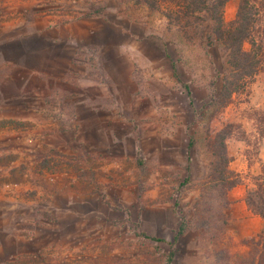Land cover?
<instances>
[{
	"label": "rangeland",
	"instance_id": "1",
	"mask_svg": "<svg viewBox=\"0 0 264 264\" xmlns=\"http://www.w3.org/2000/svg\"><path fill=\"white\" fill-rule=\"evenodd\" d=\"M238 2L227 3L226 21L235 18ZM97 7L103 8L101 14L82 17ZM195 34L179 35L159 13L138 6L133 0H0V90L14 91L6 77L19 70L14 72L10 64L26 61L37 66L40 54L47 55L49 70L51 63L62 61L63 57L75 58V63L76 58L86 60L94 65L87 75L96 82L95 87L104 85L116 90L127 109L122 111L118 130L132 132L138 122L147 126L145 134L149 135L159 123L162 132L172 135L171 142L177 150L172 157L162 154L156 158L152 155L156 142L148 138L146 149L137 152V156L126 143L128 149L116 164L109 161L111 166L105 170L95 166L88 169V159L72 162L58 148L41 144L40 137L56 132L57 127L69 132L67 146H71L69 110L64 108L70 94L51 95L47 111L41 108L40 101L34 111H29L28 105L20 106L12 99L0 97V188L21 185L29 181L31 173L45 172L52 185L58 175L75 170L80 185L90 186L80 192L95 197L93 217L80 225L78 253L56 257L52 252H38L9 264H165L170 243L183 221L190 222V227L175 245L173 264H241L248 256L249 240L253 237L243 236L235 222V187L229 192L230 209L223 237L216 239L203 232L193 218L210 172L212 152L204 141L203 124L213 113H205L206 105L214 81L220 89L224 63L221 48L207 46ZM55 70L54 77L62 68ZM50 85L54 87L55 81H50ZM186 85L191 88L194 107L189 104ZM261 91L264 72L247 90L234 94L213 119L222 122L224 130L231 124V132L237 138L245 136L241 120L254 119L264 135V110L256 106L264 101L257 97L263 95ZM31 115L38 120L47 115L50 125L25 119ZM191 134L196 141L189 151ZM233 142L235 137L226 145L231 162L235 154L230 153L229 145ZM230 168L235 172L231 163ZM98 177H103L105 184L93 182ZM263 179L264 175L255 177V184ZM64 182H71L69 176L64 177ZM41 187L43 194L34 195L39 193L40 199L54 201L58 194L55 187ZM64 227L65 233L71 234L70 219ZM212 233L217 234L215 229ZM84 242L87 244L82 245Z\"/></svg>",
	"mask_w": 264,
	"mask_h": 264
},
{
	"label": "crops",
	"instance_id": "2",
	"mask_svg": "<svg viewBox=\"0 0 264 264\" xmlns=\"http://www.w3.org/2000/svg\"><path fill=\"white\" fill-rule=\"evenodd\" d=\"M68 58L70 59L63 57L62 61L51 63V71L47 55L43 54H40L41 61L37 66H34V63L27 64L25 60V63L19 62L14 66L10 64L14 72L19 70V73H12L11 77L8 75L10 80L5 76L8 83L13 85L14 91L6 93L0 90L1 99H12L20 106L28 105L29 111L35 110L38 101L41 108L47 111L49 109L47 99L55 93L71 95L70 101L64 104V108L69 110L67 117L70 123L67 127L72 128L71 146H67L69 132L59 130L57 127L56 132L40 137L41 144L58 148L63 156H70L72 162L88 159V169L95 166L105 170L111 166L107 164L109 161L116 164L115 161L120 160L121 154H125V150L128 149L126 143L132 151L134 149L133 154L137 156V152L146 149L148 138L156 142V151L152 153L154 157L160 159L162 154L171 157L177 154L175 145L171 142L172 135L166 131L162 132L159 123L155 124L156 129L152 128L149 135L145 134L148 133L147 126L142 127L138 122L137 125L134 123L137 130L134 126L132 132L118 130L117 127L122 124V111L125 112L127 109L123 108L116 90L104 85L96 88V82L87 75L93 70L94 65L86 60L81 62L79 58H76L75 63V58ZM6 67L10 68L9 65ZM60 68L62 70L54 77L52 70ZM50 81H55L54 87L50 85ZM3 84L5 85L4 82ZM262 92L261 97L257 96L258 100L264 98V91L260 93ZM256 106L264 110V101L258 102ZM33 117L31 115L25 119L38 120ZM241 121L245 136L236 138L235 143H231L232 147L229 145V149L232 150L230 153L235 154L231 167L241 179V183L233 189L235 222L243 236L257 237L263 228V220L249 210L245 196L249 188H254L255 177L264 175V135L257 129L258 124L254 119L246 118ZM38 122L43 126L50 125L47 115ZM161 137L162 143L159 142ZM65 176H69L71 182H64ZM103 179L98 177L93 179V182L105 184ZM42 185L46 188L55 187L58 194L54 201L40 199L39 193L34 195V192L43 194ZM79 189L89 190L90 186L80 185L75 170L68 175L67 173L58 175L52 185L48 183L45 172L41 175L31 173L29 181L21 185L0 188V264L27 259L38 252H52L56 257L78 253L80 225L81 222H89L93 217L92 200H95L93 195L81 193ZM67 219L71 220L72 230L66 228L71 234H66L64 230ZM86 233L84 228L82 235L85 236ZM85 244L87 243L84 242L82 245Z\"/></svg>",
	"mask_w": 264,
	"mask_h": 264
},
{
	"label": "trees",
	"instance_id": "3",
	"mask_svg": "<svg viewBox=\"0 0 264 264\" xmlns=\"http://www.w3.org/2000/svg\"><path fill=\"white\" fill-rule=\"evenodd\" d=\"M133 1L138 6L159 13L167 20L169 27H173L179 35L191 37L196 33V37L202 43L207 46L216 45L224 53L222 83L218 89L217 82H213L210 101L205 110V113L211 111L213 114L203 124L206 130L204 141L212 152L208 186L201 194V200L197 202L193 215V218L198 220L199 227L203 228V232L216 239L223 237L230 209L229 192L241 183V179L230 168L231 156L226 147L229 141L237 138L236 134L231 132L232 125L224 130L225 128L221 127L222 122L213 118L225 108L234 94L247 90L255 78L264 72V0H239L235 18L229 22L225 20V9L229 0ZM102 11L103 8L97 7L88 10L82 17L95 16ZM172 67L176 74L177 68L174 63ZM185 88L190 99L189 104L194 107L191 88L188 85ZM205 113L202 114L201 121ZM195 141L194 134H191L189 151L194 147ZM187 170V176L190 177V163ZM188 177L185 180H188ZM245 200L249 210L262 218L263 228L257 237L249 240L251 248L241 264H264V181L256 183L254 188H249ZM189 223L183 221L179 225L174 242L170 243L165 264H173L177 253L175 245L189 229ZM213 229L217 233L215 236L212 233ZM144 235L156 241H164Z\"/></svg>",
	"mask_w": 264,
	"mask_h": 264
}]
</instances>
